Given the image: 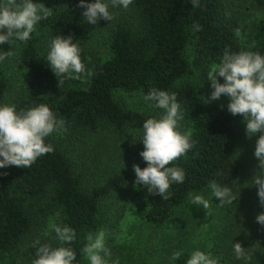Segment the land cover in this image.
I'll list each match as a JSON object with an SVG mask.
<instances>
[{
  "label": "trees",
  "instance_id": "1",
  "mask_svg": "<svg viewBox=\"0 0 264 264\" xmlns=\"http://www.w3.org/2000/svg\"><path fill=\"white\" fill-rule=\"evenodd\" d=\"M43 3L51 15L20 44L17 63L27 77L10 103L17 110L47 103L64 120V129L45 138L53 151L29 168H0V264H14L15 251L42 230L48 218L74 231L75 238L64 246L76 252L77 264H84L85 238L102 228L111 209L106 200L117 199L128 188L140 202L144 221L155 229L170 226L176 216L184 220L177 214L189 193H210L209 201L222 220L211 225V246L200 250L211 252L219 264H245L232 251V241H238L251 254L248 264H264V225L255 218L264 205L251 182L252 187L247 183L242 190L244 165L237 155L241 129L225 107L206 101L211 88L207 70L219 62L226 47L264 54V17L253 18L264 0H199L196 7L191 0H133L127 10L110 6L112 19L100 18L96 25L83 18L78 0ZM102 22L109 25V42L95 56L85 42ZM59 34L72 36L81 50L86 71L79 79L57 78L44 60L47 41ZM6 87L0 72V102ZM152 87L176 93L184 112L180 130L190 133L192 142L168 165L182 168L185 180L172 183L167 198L134 184L133 164L143 168L146 162L130 152L127 141L135 140L143 149L141 132L131 131L120 95L142 96ZM74 138L82 144L76 146ZM122 149L127 153L122 155ZM212 181L231 188L237 196L233 203L219 204L211 195ZM175 225L182 234L179 223ZM53 235L46 243L58 246L61 242ZM176 247L167 264H185L192 251Z\"/></svg>",
  "mask_w": 264,
  "mask_h": 264
},
{
  "label": "clouds",
  "instance_id": "2",
  "mask_svg": "<svg viewBox=\"0 0 264 264\" xmlns=\"http://www.w3.org/2000/svg\"><path fill=\"white\" fill-rule=\"evenodd\" d=\"M132 3L133 0H78V6L83 8V18L93 25L100 18L112 19L110 6L127 10ZM198 3L199 0H191L193 7ZM50 15V7L38 0H0V44L7 42L11 45L8 51L0 48V63L12 57L13 46L26 43L38 22ZM193 29L198 30L199 25H193ZM80 51L72 36L59 34L47 41L44 60L57 78L79 79L86 71ZM218 78H222V82ZM207 79L211 92L206 101L226 96L227 111L234 116L241 114L246 135L251 137L259 133L253 150L257 165L251 184L257 186V196L264 205V54L250 50L231 51L226 47L219 62L211 64L207 70ZM142 100L150 110L161 111L146 115L142 127H139L142 130L139 139L143 144L139 155L146 166L141 168L133 164L134 184L167 198L170 185L185 180L182 168L168 165L192 147L190 133L180 130L179 122L183 120L184 112L175 92L152 87L142 95ZM63 129L64 120L57 118L47 103L34 102L17 110L14 104L0 102V168L9 165L29 168L38 157L53 151V146L46 143L45 138ZM209 187L211 195L221 205L231 204L237 197L231 188L215 181L210 182ZM189 203L204 209L209 207V200L199 193H189ZM255 218L264 225V212ZM49 231L55 233V239L61 243L52 246L34 241L32 247L36 254L31 264H77L76 252L64 246L75 238L74 231L57 223H51ZM49 231L44 235H49ZM85 239L87 243L83 252L89 264H108L106 257L110 250L105 245V231L99 229ZM232 251L237 260L248 264L251 254L240 242L232 241ZM185 264H219V261L211 253L197 248L191 251Z\"/></svg>",
  "mask_w": 264,
  "mask_h": 264
},
{
  "label": "rangeland",
  "instance_id": "3",
  "mask_svg": "<svg viewBox=\"0 0 264 264\" xmlns=\"http://www.w3.org/2000/svg\"><path fill=\"white\" fill-rule=\"evenodd\" d=\"M38 2H43V0H38ZM262 16L264 17V6L256 11L253 18L258 19ZM36 27L37 25L35 26V30L38 31ZM108 37L109 25L106 22H102L100 27L89 36L85 44L89 46L96 56L106 49V45L109 42ZM20 44L17 43L13 46L14 55L12 57L6 58L4 62L0 63V72L4 75L7 84L3 99L5 103H10L14 96L21 92L27 77L26 72L17 63ZM10 47L11 45L7 42L0 44V48L4 51H8ZM218 79L222 82V78ZM120 95L121 100L129 111L128 123L132 132H142L139 127H142L144 120L147 118L146 115H156L161 111L159 109L150 110L138 92H121ZM212 101L221 104L227 110L226 105L228 100L226 96L221 95L218 100ZM235 117L241 129V143L238 145L237 155L244 165V183L242 185V190H244L246 187H252L249 182L252 183L251 178L257 165V158L253 155V150L259 133L251 137L247 136L241 114H237ZM79 138L72 140L76 146L82 144L78 140ZM127 143L130 144V152H137L139 154L142 150L139 148V144L135 143V140L127 141ZM121 153L124 155L127 153V150L122 149ZM254 187L257 190V186L254 185ZM199 194H202L208 200L210 198V193L208 192ZM106 201L111 209L110 211L108 209V212L105 214L101 229L105 231V245L110 250V255L106 257L108 264H167L169 259L172 258V254L176 253V246H180L181 248L189 247V250L200 249L201 247L209 248L215 233L211 225L222 220L218 217V209L213 207L210 201L207 209L191 205L188 201L178 210L177 215L184 219L182 222H179L177 220L179 218H176V216L173 224L170 226L155 229L148 226L144 221L140 202L132 194L130 188L117 199L110 197ZM243 204L241 203L242 208ZM117 210L119 211L118 213ZM51 223L54 222L48 218L42 230L34 232L21 243L15 254H13L15 256L14 264H31V260L36 254L35 248L32 247L33 242L39 240L40 243H46L54 236L49 231ZM176 223H179V228L187 234L183 235V232L181 234L179 229H175ZM107 224H109V228L106 227ZM46 231H49V235L47 236L44 235ZM204 241L207 242V246L203 245ZM213 256L216 257L215 255ZM83 261L84 264H89L86 256L83 257Z\"/></svg>",
  "mask_w": 264,
  "mask_h": 264
}]
</instances>
